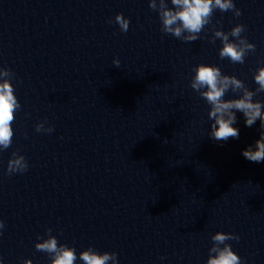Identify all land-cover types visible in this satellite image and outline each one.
Masks as SVG:
<instances>
[{
  "label": "water",
  "instance_id": "95a60500",
  "mask_svg": "<svg viewBox=\"0 0 264 264\" xmlns=\"http://www.w3.org/2000/svg\"><path fill=\"white\" fill-rule=\"evenodd\" d=\"M233 3L240 16L214 9L200 38L186 42L161 31L149 0H0V68L13 73L21 105L12 143L0 149V264H49L35 248L48 229L74 248L75 264L89 246L115 252L117 264L163 261L264 131L236 111L239 137L215 140L210 105L190 86L193 67L207 63L258 87L264 0ZM238 23L255 44L242 64L221 58L213 39ZM253 99L264 102V92ZM41 121L53 130L37 132ZM14 152L28 167L9 175Z\"/></svg>",
  "mask_w": 264,
  "mask_h": 264
},
{
  "label": "clouds",
  "instance_id": "9594fccd",
  "mask_svg": "<svg viewBox=\"0 0 264 264\" xmlns=\"http://www.w3.org/2000/svg\"><path fill=\"white\" fill-rule=\"evenodd\" d=\"M172 7L168 6L167 0H149V7L158 12L161 20V31L172 34L176 38L191 42L200 38L205 25L211 22L214 9L221 11L232 10L238 17L241 10L235 6L233 0H171ZM115 22L121 31L127 32L129 19L122 13H117ZM245 31L243 24L234 25L230 32L216 30L214 38L222 41L219 49L221 58H228L233 63H244V58L249 50H255V44L249 42L241 33ZM187 33V35H185ZM229 36L235 40L229 39ZM114 65L120 64L119 59H114ZM194 75L190 80L191 88L199 96L204 98L210 105L208 112L209 119L214 121L211 125V137L217 141H226L229 138H238L239 130L233 125L236 123V111L243 113L245 125L251 127L259 119L261 128L264 129V102L253 97L264 92V66L259 67L254 73V80L258 87L255 91L249 90L245 83L235 75L223 74L221 69L214 64L200 63L192 69ZM13 73L10 69L0 68V149H7L12 143L13 129L12 122L15 119L14 113L21 107L14 95V88L10 79ZM231 90L233 93H242L237 97L225 99V94ZM49 126L45 128V122L41 121L36 125V131L51 132ZM243 156L252 162L264 161V131H261L260 138L255 141V146H247L242 150ZM28 163L23 155L13 153L8 161L7 174L23 172L27 169ZM4 228V222L0 220V229ZM46 239H39L35 243L38 251L46 252L51 257L49 264H75L77 255L73 247L65 244H58L57 238L51 235V229L47 230ZM213 244L209 249V256L206 264H241V258L232 250L229 240H239L235 233L217 231L211 236ZM223 245V246H221ZM79 259L83 264H117L115 252H98L87 247L79 253ZM25 264H32L30 259Z\"/></svg>",
  "mask_w": 264,
  "mask_h": 264
}]
</instances>
